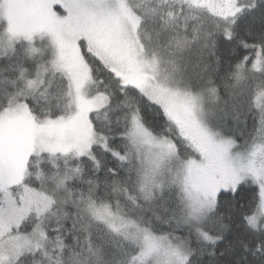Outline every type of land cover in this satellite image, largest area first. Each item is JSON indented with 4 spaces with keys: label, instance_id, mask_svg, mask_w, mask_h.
Listing matches in <instances>:
<instances>
[{
    "label": "snow or ice",
    "instance_id": "obj_1",
    "mask_svg": "<svg viewBox=\"0 0 264 264\" xmlns=\"http://www.w3.org/2000/svg\"><path fill=\"white\" fill-rule=\"evenodd\" d=\"M0 264H264V0H0Z\"/></svg>",
    "mask_w": 264,
    "mask_h": 264
}]
</instances>
